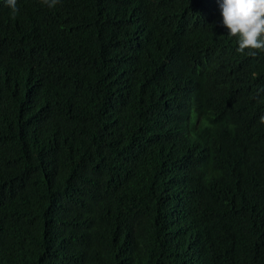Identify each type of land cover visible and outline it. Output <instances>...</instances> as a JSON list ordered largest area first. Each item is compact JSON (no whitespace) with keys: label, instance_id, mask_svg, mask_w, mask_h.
<instances>
[{"label":"trees","instance_id":"16d2710c","mask_svg":"<svg viewBox=\"0 0 264 264\" xmlns=\"http://www.w3.org/2000/svg\"><path fill=\"white\" fill-rule=\"evenodd\" d=\"M178 1L0 0V264H264V97Z\"/></svg>","mask_w":264,"mask_h":264},{"label":"clouds","instance_id":"9594fccd","mask_svg":"<svg viewBox=\"0 0 264 264\" xmlns=\"http://www.w3.org/2000/svg\"><path fill=\"white\" fill-rule=\"evenodd\" d=\"M179 0L175 9L177 23L182 28L191 26L195 21L206 17V7L213 9L219 6L222 24L228 30V36L234 43L240 58H236L233 67L227 72L225 80L215 83L230 99L241 94L247 100L259 101L264 97V89L245 80L236 85L235 80L240 77L248 66V59H255L264 55V0ZM12 11L18 14L17 0H4ZM43 2V3H42ZM40 6L55 7L59 0H42ZM45 4V5H44ZM218 15L216 14V19ZM17 105L13 98L5 100L0 106V112L8 113ZM264 123V116L261 118Z\"/></svg>","mask_w":264,"mask_h":264}]
</instances>
